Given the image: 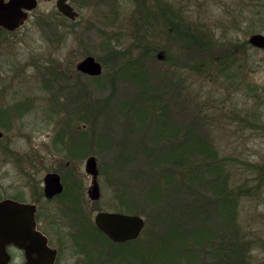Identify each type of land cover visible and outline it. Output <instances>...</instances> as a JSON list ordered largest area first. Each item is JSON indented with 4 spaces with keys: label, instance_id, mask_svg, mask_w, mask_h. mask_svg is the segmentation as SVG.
Here are the masks:
<instances>
[{
    "label": "rangeland",
    "instance_id": "rangeland-1",
    "mask_svg": "<svg viewBox=\"0 0 264 264\" xmlns=\"http://www.w3.org/2000/svg\"><path fill=\"white\" fill-rule=\"evenodd\" d=\"M156 1L99 0V5L84 10L82 33L76 43L71 45L60 46L55 40L53 34L60 31L59 23L39 25L30 20L15 36H3V67L0 71V131L3 133L0 139V200L20 198L26 203H33L35 189L31 187L32 178L42 186L43 177L54 167L62 169L64 180H69L67 185L71 186L72 191L77 183L86 195L91 178L85 173L84 166L86 159L94 156L98 163L101 195L97 202H88L85 196L84 210L88 212L91 223L97 211L119 212L116 209L117 194L133 198L138 204H145L153 210L145 201L149 194L156 198L150 203L167 213L163 214L167 220L164 226L167 230L174 220L182 225L181 229H202L204 233H201V237L206 240V244L201 245V251L205 252L204 262L215 263L208 244L212 242L213 238L209 239L211 235L215 237L220 233L217 223L220 217L213 205L210 215L207 213L205 219L203 209L193 212L200 213L198 219L192 213L189 218L179 214L180 208L174 204L172 197L181 199L180 196L185 195L175 190L165 193L160 189L161 183H165L153 161L151 147L155 146L152 140L155 131L153 133L141 125L145 128L144 133L152 136L151 139L146 137V143L141 145L144 147L136 149V152L131 142L124 144L123 133L130 139L143 131L139 126V118L134 119L137 115L133 120L129 119V115L135 113L131 110L135 106L132 102L141 99L143 83L136 77L139 76L136 71H123L125 62L109 59L103 35L112 37L115 34L110 47L121 51L128 47L131 50L129 56L141 57L139 69L151 78L149 81L145 79L144 83L149 87L157 83L168 92L164 98L173 116L181 121L182 126L192 125L198 134L207 137L217 157L225 160L223 166L230 175L231 187L236 190L247 189V194H252L239 197L237 224L246 241L255 240L259 243L250 250L252 262L264 264V182L259 185V177L264 172V52L251 48L248 43L246 47L238 46L247 42L252 34L264 35V0H164L173 4L185 21L206 28L212 40L216 43L221 41L230 46L239 58L243 57L245 67L239 77L242 79L229 81L213 66L204 64L205 52H201L200 56L190 48L181 49L175 40L170 39V33H167L161 22L146 19L148 8L157 12ZM45 7L43 4L40 10ZM38 13L39 10L36 15ZM142 41L152 45L153 50L149 55L140 48L131 47L142 44ZM119 50L117 52L124 55ZM161 51L165 54L163 61L156 58ZM76 52L77 57L76 54L71 56L76 59L68 75H75V63L85 56L94 57L103 67L99 80L87 76L79 80L83 82L84 88V115L91 116L85 123H79L80 117H72L67 113L73 105L66 102L64 95L57 94L54 88L51 93L41 88L51 74L54 78L58 73L53 66L62 67L69 55ZM126 58L130 59L127 54ZM80 95L81 90L76 96L79 101ZM26 99L30 100L27 104L20 103ZM124 102L125 105H122ZM85 104L92 106V114L85 112L88 111ZM64 107H68V110H64ZM14 109L15 114L12 115ZM111 120L117 125L116 133L110 131ZM68 125L75 129L65 133L68 139L72 138L76 142V149L80 148L81 141L76 136L68 135L77 132L80 136L81 129H85L89 135L87 146H82L83 153L80 154L79 149L73 158L69 152L62 154L55 151L66 147H63V143H57L55 138ZM67 161L71 164L64 170ZM61 201L59 198L47 203L42 197L40 209L48 212V218H53L54 212L59 211ZM148 207L146 213H152ZM187 207L196 206L190 202ZM141 217L145 221L141 235L125 248L128 264H144L138 258L149 253L146 244L148 237L162 228L157 219L155 222L151 218L152 214ZM163 241L153 246L155 258L158 264H174L170 262L171 256L174 257L176 253H173L172 248L180 246L179 238L172 236L171 241H167L170 243L168 255L162 253L163 246H166ZM188 243H192L191 240ZM106 248L101 249L102 252ZM8 253L11 264L20 262L18 250L11 248ZM65 262V257H62L59 264Z\"/></svg>",
    "mask_w": 264,
    "mask_h": 264
},
{
    "label": "trees",
    "instance_id": "trees-1",
    "mask_svg": "<svg viewBox=\"0 0 264 264\" xmlns=\"http://www.w3.org/2000/svg\"><path fill=\"white\" fill-rule=\"evenodd\" d=\"M155 4L157 7V12L151 11L148 8L146 16L147 20H155L159 23L161 22L160 24L165 26L167 33H170V39L175 40L177 45L180 48L182 47L181 49L190 48L200 56H202L201 52H205L206 54L204 55V64H209V67L213 66L216 70H218V73H220L225 80L229 81L242 79L239 77L242 76V72L240 71L243 67H245L242 62L243 57L239 58L238 55L232 51L230 46H226V44H223L221 41L216 43L214 40H212V35L206 30V28L201 26L199 27L195 23L185 21V18H183L181 13L177 12V9L173 6V4L167 3L164 0H157ZM103 37L105 39H103V41L107 47V54L110 57L109 59H112L113 61L119 60L125 62L123 71L129 72L134 70L138 73L136 74L139 75L136 77H138L140 81L142 80V82H140L143 83V87H141L140 98L142 99L143 103L141 102L140 98V101L134 100L132 102L135 106H133L131 110H134L135 113L129 115V119L133 120V117L137 115V117L134 119L138 120L139 118V126L145 125L149 130L153 131V133L155 131L154 135H151L153 143L155 144L154 147H151L153 152V161L157 165L158 173H160V176L165 183H161L160 189H162V191L165 193H169L170 190H175L180 194L185 195V197L180 196L181 199L172 197L174 204L178 206V209L180 208L181 213L179 214L184 217L188 216L189 218L191 217L190 214L192 213L194 217L198 219L200 218V213L194 214L193 212L195 210L199 212L200 209H203V218L205 219L207 213L210 215V208H212L211 205H213V208L217 211L218 216L220 217L218 219L219 221L217 222L219 225L218 231H220V233L215 237H212L211 235L209 239H213L212 242L208 244L211 255L215 260L214 264H254L250 256V250L254 246L257 247L259 243L255 240L249 242L244 239V235L237 224L238 213L236 209L237 201L240 199V196L252 194H247V189L242 190L240 188L236 190L231 187L230 175L228 172H225L223 166L225 160L217 157V152L214 150L207 137L198 134L192 125L184 124V126H182L181 121L177 120L175 115L173 116L164 98L168 92H165V90L162 89L163 87L157 83L153 84L151 87L144 83L147 79V81H149L151 78H149L148 75H144V72H142L143 70L139 69L141 66V57L129 56L131 50L130 48L128 49V47H125V49L128 50L122 49V51L117 48L110 47L111 41L116 37L115 34H113L112 37L109 36V34L103 35ZM246 45L247 42H244L238 46L246 47ZM131 47L136 49L140 48L145 52L146 55H149L153 50L152 45H148L144 41H142V44L138 43V45H133ZM117 50L123 52L124 55L117 52ZM126 54L130 59L126 58ZM99 78L100 77H96L95 79L99 80ZM57 80L63 81L64 79L60 77L57 78ZM80 85H82V87H80ZM54 87L55 86L51 85L52 92H54ZM64 90L65 89L61 87L57 89V92L62 93ZM79 90H81V101L77 100L76 98ZM162 91H164L163 95ZM64 96H66L68 104L73 105L67 112L70 114V116L73 117L76 115L75 117H80L79 119L81 120L78 119L79 123L82 121L85 123L88 119H91V116L88 114L84 115L83 111V82L78 84L75 83L74 87L68 89ZM122 105H125V102ZM85 107L88 110L85 112H90V114L93 113L90 108L92 107L91 105L89 106L88 104H85ZM64 110H68V107H64ZM99 114L102 113L100 112ZM107 119L110 120L108 117ZM67 120L71 119L67 118ZM111 122L112 125L110 126L112 128L110 131L111 133H116L118 130L116 127L117 125H115L112 120ZM141 127L143 128V131H140L135 137L132 136L133 138L128 139L126 138V134H122V139L126 141L124 144L127 142L134 144L135 152L136 149H141V147H144L141 145L146 143V137L147 139L148 137L151 139L150 135L147 136L144 133L145 128L143 126ZM73 130L75 129H72L68 125L66 129L62 130L59 134L57 133L55 138L57 143H63V147L66 146L64 148L67 149H56L55 151H59L62 154L64 152H69L70 154H73L71 155L72 158L74 157L75 151L79 149L80 154L81 152L83 153L82 146H87V140L89 139V135L85 129H81L80 136L77 132H71L68 136H76L81 141L79 145L80 148L76 149V142L74 143L72 138L68 139L66 136L67 134L65 133ZM66 143L68 145H66ZM250 167L254 168V165H251ZM261 174L262 175L259 177V185H262L264 182V172ZM155 189L156 187L154 190ZM65 192H72L71 186L69 187L67 183ZM150 196L151 195L147 194L145 201L148 203V205L153 207L154 212L152 208L146 206L145 204H138L133 198L128 199L122 194H117L118 202L116 204V209L119 210V212L146 217L152 214L153 217L151 218L154 219L155 222L159 221L162 227L159 232L155 231L151 233V237H148L146 243L148 244L147 249L149 253L145 251L146 255H143V257L138 259H142L144 264H158L159 261H157L155 258L156 255L155 252H153V246H155V244L158 246L157 244L162 243L161 241L165 239L163 243H166V246H163L164 251L162 253L166 252L168 255V253H170V243L168 242L171 241L172 236H176L179 238L180 246H175L172 248L173 253H176L174 257L171 256V263L206 264L204 262L205 252L201 251V245L206 244V240L204 241V238L201 237V233H204L202 229H196V231L186 228L181 229L182 225L179 224L178 220H174L173 225H171L170 229L167 230L166 227H164L167 225V220L163 217V214L167 213L163 211L164 209L160 208L156 204L152 205L150 201L156 198ZM190 202L194 203L196 207H187ZM147 207L148 211H151L152 213H146ZM175 207L176 206H174V209ZM73 213L76 215V217L80 216V212L76 209L73 211ZM168 216L170 217L171 215L168 214ZM155 219H157V221ZM182 224L185 225L184 223ZM177 228L180 231L178 233ZM197 230H200L201 232H198ZM206 232L209 233L208 229H206ZM212 233L213 232H211V234ZM168 237H170L169 240H167ZM188 240H191L192 243H188ZM118 255L120 257H125L126 259L128 257L127 253L124 255ZM178 256L180 258H178Z\"/></svg>",
    "mask_w": 264,
    "mask_h": 264
},
{
    "label": "flooded vegetation",
    "instance_id": "flooded-vegetation-1",
    "mask_svg": "<svg viewBox=\"0 0 264 264\" xmlns=\"http://www.w3.org/2000/svg\"><path fill=\"white\" fill-rule=\"evenodd\" d=\"M10 1L11 0H0L2 4H8ZM19 2L21 4L20 10L25 15L20 25L17 28H14L13 30H7L0 26V71L2 70L3 67V62L1 60L2 47L4 45L3 36L6 37L15 36V34H18L30 20H33L34 24H39V25L59 23L61 29L59 32H55L53 34L55 40L59 43L60 46L68 45V43L69 45H71L76 43L79 34L82 33L81 30H82V25L84 23L82 14L84 10H87V8H94L95 6L99 5V0H19ZM43 4L46 7L41 11L40 9ZM59 6H63V7L68 6L71 9L72 13H74V16L70 17L64 15L59 11ZM38 10L40 14L38 13V15H36V12ZM255 34H260V33H255ZM251 48L264 52V50L253 46H251ZM70 50L71 52L74 51L73 49ZM79 50L80 52H82L81 48H79ZM73 54H76L77 57L78 52L71 53L69 55V59H66L65 64L62 65V67L53 66V69H55L58 73L55 74L54 78H52V74H51L50 77L43 82V85L41 86L43 91H47L51 93V85H53L55 86L54 89H56L57 94L64 95L65 92L67 93L68 89L74 87L75 83L77 84L81 83L79 82V80H81L80 77L86 75L82 74L77 70V65L86 56L84 58H81V60H78L77 58L78 61L77 63H75V67H74L75 75L70 76L68 75L69 71L70 70L72 71V66L76 59L75 56L71 58ZM49 65L51 66V62ZM60 77H62L64 80L63 81L57 80V78ZM61 87H63L65 90L62 93L57 92V89ZM21 101L23 102L20 103L27 104L30 100L26 99ZM14 114H15V109L12 115ZM0 134H1L0 136L1 139L3 133L0 131ZM70 164L71 163L67 161L65 163L66 166L64 170ZM49 173H56L59 175L61 184L63 186L62 193L55 195L51 199H47L44 196V190H43L44 188L43 179L45 176L42 179V186L39 185L38 180L32 178L33 184L31 185V187L32 189L33 188L35 189L33 193L34 194L33 203H26L22 201L20 198H17L15 201L30 204L35 207V215H34L35 227L36 230L46 238L48 247L55 252L54 264H59L62 257H65L66 259V262L64 264H128L129 262H126V258L120 257L118 254L124 255L126 253L125 248L128 247V245H131L132 242H135L139 238L141 233L135 240L126 241L122 243H115L111 241L94 224V218H93V223H91L92 221L89 220L88 212L85 213L84 210L85 196L88 198V202H97L100 198L97 201L90 200L88 194L87 193L86 195L84 194L82 186L77 183H75L72 192L66 193L65 192L66 183L69 182V180L68 181L64 180L62 169L59 170L56 167H54V169H51L46 174ZM64 196H65V200L63 199ZM42 197L45 199L47 203H52L55 200H58L59 198L62 199L60 203V208H58L59 211L54 212L53 218H48L47 217L48 212L45 213L44 211H42V209H40L39 202H40V198ZM75 209L80 212V216L76 217V215H74L73 211ZM117 213H123V212H117ZM43 222L46 228H44V226L42 225ZM103 248H106L105 252H102L101 249ZM15 249L18 250L21 256L20 262H15V264H24L25 257L23 252L17 248ZM100 255L103 256L101 257ZM11 261L12 259L10 256V264Z\"/></svg>",
    "mask_w": 264,
    "mask_h": 264
},
{
    "label": "water",
    "instance_id": "water-1",
    "mask_svg": "<svg viewBox=\"0 0 264 264\" xmlns=\"http://www.w3.org/2000/svg\"><path fill=\"white\" fill-rule=\"evenodd\" d=\"M20 9L19 0H11L8 4L0 2V26L7 30L17 28L25 17ZM59 11L64 15L74 16L68 6H59ZM248 43L264 50V35L253 34L249 37ZM156 58L162 61L165 58L164 52H159ZM77 70L89 77H99L102 75L103 67L94 57L86 56L78 63ZM84 170L91 178L88 197L92 201H97L100 198L99 170L94 156L86 159ZM43 182L44 196L47 199L62 193L63 186L58 174H46ZM34 215L33 205L12 199L0 201V264H10L8 248L22 251L25 257L24 264H54L55 252L48 247L46 238L36 230ZM94 224L111 241L122 243L135 240L142 232L145 221L139 215L100 211L94 217Z\"/></svg>",
    "mask_w": 264,
    "mask_h": 264
}]
</instances>
